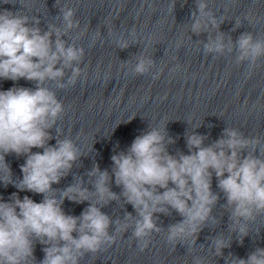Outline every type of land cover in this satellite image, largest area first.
<instances>
[{
	"label": "clouds",
	"instance_id": "clouds-1",
	"mask_svg": "<svg viewBox=\"0 0 264 264\" xmlns=\"http://www.w3.org/2000/svg\"><path fill=\"white\" fill-rule=\"evenodd\" d=\"M206 7L203 0H198L199 16L211 18V13H205ZM73 15L72 9L63 11L68 29L74 26ZM192 15V31L199 33L206 25H202L197 13ZM211 23L217 26L215 19ZM28 24L27 16L8 10L0 12V80L24 79L35 83L34 89L13 86L0 90V183L5 187L11 184L18 192L40 194L43 199L36 202L27 195L21 199L18 192L12 193L8 201L0 199V264H32L35 240L45 245L40 264H78L84 252H97L101 244L111 243L113 237L108 234L109 217L95 203H90L79 217L63 211L61 205L65 199L74 203L89 199L88 190L79 181L64 189L59 199L52 194V185L59 183L71 169L78 150L69 139L57 140L55 146L48 143L53 138L49 129L63 106L45 82L63 77L64 68L79 61L83 49L66 46L59 39V29L41 34L38 27ZM53 31L57 35L55 50L51 40ZM237 43L239 60L254 61L264 56V40L253 41L250 33L242 34ZM205 47L208 51L223 49L219 38ZM58 63L61 67H57ZM151 63L141 59L135 72L145 73ZM79 74L80 69L74 68L69 83H74ZM203 140V136L189 135L190 154L174 157L166 151L165 135L153 128L137 136L126 152L111 157L115 183L122 187L127 202L141 217L135 223L133 235L144 241L145 248L144 238L152 231H159L153 212H166L164 205L184 217L170 226L169 242H183L199 231L209 216L210 205L217 199L211 192L213 173L228 204L235 206L233 217L251 219L254 212H264V159L255 154L259 140L243 138L231 129H225L224 138L211 146L204 147ZM249 147L253 150L241 156V151ZM33 149L42 151L33 152ZM10 154L25 157L20 165L22 179L12 178L11 167L5 160ZM89 175L96 177L98 202L107 203L116 198L107 186L106 171L94 168ZM170 183L174 187H169ZM158 188L164 191L157 192ZM241 232L247 235L244 229ZM215 243L218 254L227 246L223 240ZM233 264H264V248H256L246 259L236 258Z\"/></svg>",
	"mask_w": 264,
	"mask_h": 264
}]
</instances>
